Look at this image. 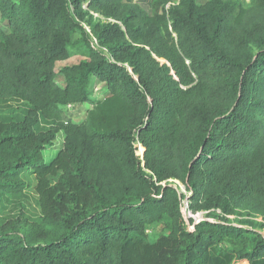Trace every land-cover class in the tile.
<instances>
[{
    "label": "trees",
    "instance_id": "trees-1",
    "mask_svg": "<svg viewBox=\"0 0 264 264\" xmlns=\"http://www.w3.org/2000/svg\"><path fill=\"white\" fill-rule=\"evenodd\" d=\"M171 1L0 0V264H264V0Z\"/></svg>",
    "mask_w": 264,
    "mask_h": 264
},
{
    "label": "rangeland",
    "instance_id": "rangeland-1",
    "mask_svg": "<svg viewBox=\"0 0 264 264\" xmlns=\"http://www.w3.org/2000/svg\"><path fill=\"white\" fill-rule=\"evenodd\" d=\"M139 1L142 5L146 6L148 0H134ZM199 2H205L207 0H198ZM172 2L176 3L178 0H172ZM0 27L4 29H9L7 25V21L2 19V15L0 12ZM0 36V41H1ZM82 57L81 54L77 53L76 50L71 49V56L66 61H60L59 65H64L66 63H74L80 60ZM58 81L63 83V79L61 76L58 77ZM107 94V87L103 83L97 82L93 79L91 85V97L95 100L104 98ZM92 107V102H87L81 105L72 106L68 109L67 115L69 118L75 121H81L85 118L87 114V110ZM30 106L27 102L21 101L19 99H12V100H1L0 99V119L3 121H11V120H20L23 119L24 116L28 113ZM139 154L143 156V146L139 145ZM31 181L34 182V178L30 177ZM174 185L178 186L179 190L188 195V190L185 185L179 180L171 179ZM35 183H32V186L28 187L21 193L18 194H10L3 191H0V224L4 223L8 219L16 218L18 216L27 217L30 220H39L42 216L41 206L39 202V195L36 190L33 188ZM188 201L187 198L184 199V206L183 212L184 215L190 225L194 224L195 222L191 223V212L188 208ZM203 218H206V212H202ZM238 216H232L231 222L234 224H238ZM249 246L253 245V237L248 236ZM242 246V243L237 242H227L223 244L224 251L230 252V250ZM221 249V247L219 248ZM235 261V254L233 255L232 262Z\"/></svg>",
    "mask_w": 264,
    "mask_h": 264
},
{
    "label": "built area",
    "instance_id": "built-area-1",
    "mask_svg": "<svg viewBox=\"0 0 264 264\" xmlns=\"http://www.w3.org/2000/svg\"><path fill=\"white\" fill-rule=\"evenodd\" d=\"M178 1H179V0H178ZM246 1H250V0H246ZM170 4H174V2L171 1V2L169 3V5H170ZM191 216H192L191 218H193V220H194L195 223H197V222H199V221H201V220L204 219V218H203V214H202V212L193 213V214H191ZM195 223H194V224H195ZM194 224H192V225L189 224V228H190V229H193V228H194Z\"/></svg>",
    "mask_w": 264,
    "mask_h": 264
},
{
    "label": "water",
    "instance_id": "water-1",
    "mask_svg": "<svg viewBox=\"0 0 264 264\" xmlns=\"http://www.w3.org/2000/svg\"><path fill=\"white\" fill-rule=\"evenodd\" d=\"M143 155H144V153H143Z\"/></svg>",
    "mask_w": 264,
    "mask_h": 264
}]
</instances>
